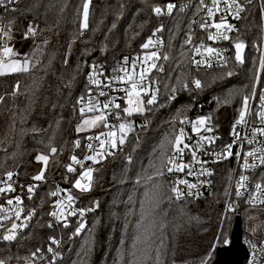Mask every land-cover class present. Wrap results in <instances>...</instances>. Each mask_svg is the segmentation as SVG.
Returning <instances> with one entry per match:
<instances>
[{"label": "trees", "instance_id": "16d2710c", "mask_svg": "<svg viewBox=\"0 0 264 264\" xmlns=\"http://www.w3.org/2000/svg\"><path fill=\"white\" fill-rule=\"evenodd\" d=\"M84 2L16 0L9 8L0 4V28L12 51L30 53L37 41L47 39L34 68L0 76V172L16 173L25 189L41 167L36 159L39 153L55 159L62 156L60 151L66 156L75 151L76 139L82 140L84 134L74 132L73 110L86 92V65L110 64L137 54L156 28L162 29L168 54L164 71L158 74L160 94L126 138L121 153L97 166L100 170L86 191L75 192L80 205L90 209L88 223L79 232L75 227L64 231L63 257L50 263L32 257L56 235L50 228L48 192L51 178H58V168L51 170L50 165L45 180L37 181L31 192L25 190L31 194L25 197L31 217L20 239L0 243V261L210 262L214 248L224 245L230 235L235 216L240 215L243 225L246 214L255 211L261 217V211L249 208L230 191L233 160L214 164L211 192L181 201L171 197L165 163L182 118L207 115L213 131L228 139L244 97L252 93L255 83L257 89L264 86V55L257 73L259 53L252 45L262 36L260 7L250 5L239 26L238 35L248 43L242 67L232 56L226 66L194 71L184 45L190 7H177L163 18L154 14V8L166 0H89L87 27L81 28ZM228 69L235 70L223 72ZM194 78L200 81L199 88L193 86ZM6 96H11L7 108ZM53 147L56 153H50ZM233 203L238 206L230 209ZM249 233L242 232L254 237Z\"/></svg>", "mask_w": 264, "mask_h": 264}, {"label": "built area", "instance_id": "2783aa9c", "mask_svg": "<svg viewBox=\"0 0 264 264\" xmlns=\"http://www.w3.org/2000/svg\"><path fill=\"white\" fill-rule=\"evenodd\" d=\"M16 3V0H3L2 5L4 8L12 7ZM239 5L243 8V11L239 13V18L235 14V7L232 11L227 10V5L224 3L219 4V10L213 7L212 0H166L163 5H157L155 8H160L161 13L154 14L157 17H168L172 14L173 10L177 7H190L192 9V15L189 19L190 29L184 36V45L188 50V61L190 66L194 71L201 70H211L226 66L232 56L234 58V50L232 42L241 37L238 35L239 26L247 13V9L250 5L257 3L261 10L262 16V30L264 32V0H238ZM169 5H173L172 11L168 12ZM213 8V16L209 17L207 8ZM154 8V9H155ZM216 23H220L223 19L227 25H231V30H227L221 27L217 30L214 27H208L207 29H201V23L207 22L211 25L212 20ZM156 28L153 29L150 36L142 44L144 45L148 42L149 38L152 40V45L145 49L141 46L140 51L132 56H123L118 59L113 60L110 64H103L100 62H90L86 65V92L84 95L80 96L76 101L75 106V117L81 118L83 116H95L104 115L108 121V127L101 128L97 131L80 132L78 134H84L83 139L78 137L75 141V146L77 147L75 151L71 152L65 156L67 163L63 164V171H59L57 175L58 178L52 182V188L48 195L51 199L48 215L50 218V228L56 230V235L51 236L46 247L39 249L32 254L33 258L38 257L39 262L50 263L59 260L63 257L65 242L63 239L64 231L68 228L82 229L88 223V213L90 212L88 207L80 205V201L75 194L76 191L84 192L87 190V185L89 180H87L86 175H84L85 169H90L91 171L97 167L100 163L105 162L115 155H119L123 149V144H119V125L125 123L130 127L126 129V135L123 136L124 142L126 138L132 134L139 123V121L144 118L147 112L148 104L147 101L151 98L152 93H155L156 100L160 94L158 74L164 71L165 62L168 58L166 51L165 36L162 30L157 31ZM155 33V35H154ZM212 34L215 39L209 40V34ZM227 36V39L224 38ZM190 38V42L189 41ZM211 47L216 51L209 55L205 49ZM10 49V44L4 37V31L0 28V61L3 63L6 61V56L8 52L5 49ZM199 48V52H197ZM258 52V49L255 48ZM260 52L261 59L259 62V69L262 64L263 52ZM153 52L156 53V58L151 61L145 62V58L150 56ZM125 58H127L125 60ZM194 61H200L199 64ZM206 61V63L204 62ZM151 64H155L156 67L151 68L147 72L145 79L140 81V72L144 71ZM93 65H96V74H93ZM258 69V73H259ZM132 76L133 80L138 84L142 83L143 87L147 90V94L141 91L139 95L133 93L129 97L128 92L132 91L131 82L128 81V77ZM123 77L124 80L121 81L119 78ZM100 81L97 85L93 81ZM196 78L192 79V84L194 87ZM103 92L104 95H100ZM264 94V86L257 89V83H255L252 94L249 98V110L246 112L243 122L240 121V110L237 118L231 123L228 131V139L222 140L221 135L213 131L211 126L208 124L209 116L207 115H191L182 118L178 124V134H180L181 129H183L184 143L189 144V148L185 149L179 157H177V164L183 167V171H176V164L170 165L173 167V171L169 173L167 167L169 166L167 161L168 158L173 156L174 153L171 150L165 163V173L170 183V193L171 197L175 201H181L185 199H196L203 197L206 193L211 192L213 187V169L214 164L225 161L229 159L233 160L234 171L231 179L230 191L234 194L249 208L260 210V231L264 234V194L258 193L255 185L257 183L264 184V164L261 163L259 157H264V136H257L253 143L249 144L248 139H252L253 128L264 127L261 121L257 118V114L264 109L261 108L260 96ZM81 98H83L81 100ZM129 100L132 101V105H135L139 111L132 112L131 115H127L124 112L125 108H130L132 105L129 104ZM79 101V102H78ZM105 103H110L108 109H104L103 105ZM119 104L120 107L116 108L114 105ZM81 109H84L81 112ZM200 119L206 121L207 128L211 131H207L205 127L197 124L199 131L193 130V124H196ZM111 130L117 132V147H111V138L107 136V133ZM239 139L237 138V135ZM100 137V139H97ZM201 137H211L213 142L209 143L207 139H201ZM101 140L105 141L104 146H101ZM91 145V147H89ZM232 145L231 155L226 151V147ZM255 151V157L245 156L248 152ZM237 153L240 157H237ZM76 160L73 161L72 157ZM90 157H96L98 162H95ZM127 159V158H125ZM69 167L73 171H69ZM191 171V175H189ZM8 172H0V188H5L4 192H0V243H10L17 239H20L23 232L26 229L27 223L32 214L31 211L27 210L25 204L26 195H31L25 190L29 187H34L37 181H44L45 178L35 180L34 177L30 182L25 183V189L23 188L22 181L19 179L18 175L13 173L11 180H8ZM12 173V172H11ZM210 173V174H209ZM246 177L247 179L241 181V177ZM80 180L82 187L75 188V181ZM180 181H186V183H180ZM243 183V187L240 184ZM8 184L11 185L13 190H7ZM195 185L193 188H189L188 185ZM174 187L179 188L182 193L179 198L172 191ZM241 193L237 195V191ZM56 192L58 195L53 196L52 193ZM191 193V195H189ZM71 196V201L68 197ZM19 197L22 204L17 205L15 198ZM8 200H13V203L9 205ZM228 205V203H227ZM237 203H233L230 209L236 208ZM21 212V218H16V211ZM55 213V214H53ZM7 217V218H5ZM27 217V218H26ZM18 225L15 229L12 228L13 224ZM251 228L248 227V230ZM67 232V231H65ZM261 233V232H259ZM254 237L242 234V242L247 248L248 256L245 264H264V235L258 236L257 231L255 234L249 233ZM262 234V233H261ZM10 235L11 239H4L5 236ZM49 248L52 250L49 251ZM27 264H35L30 261Z\"/></svg>", "mask_w": 264, "mask_h": 264}, {"label": "snow or ice", "instance_id": "6c2138e0", "mask_svg": "<svg viewBox=\"0 0 264 264\" xmlns=\"http://www.w3.org/2000/svg\"><path fill=\"white\" fill-rule=\"evenodd\" d=\"M9 2L11 3L12 0H9ZM2 3H3V0H0V4H2ZM201 3L203 4V0H201ZM220 3H224V4H226V5H227V10L230 11V12L232 11L233 7H235V14H236L237 18H239V13L243 11V8L239 5L238 0H212V5H213V7H216L217 10H219V4H220ZM88 8H89L88 0H85V3L83 4V16H84V22L81 24V28H86V27H87ZM172 8H173V5H169V7H168V12H169V13L172 11ZM154 11H155V13H157V14H160V13H161V9L158 8V7L155 8ZM207 12H208V14H209V17H212V16H213V8H212V7L207 8ZM200 27H201L202 30H203V29H207L208 27H214V28H216L217 30H219L221 27H224V28H226L227 30H231V25H227V24L224 22L223 19L221 20L220 23H216L215 20L213 19L211 25H209L207 22H205V23H201ZM160 30H162V29H157V31H160ZM29 31H32V29L29 28ZM154 35H155V33H154ZM224 38L227 39V36H224ZM208 39H209V40H213V39H215V37L210 33L209 36H208ZM188 42H190V38H189V41H188ZM151 45H152V40H151V38H149L148 42H146L144 45H142V47L145 48V49H148ZM241 47H242V45H241L240 43H237V44H236V48H237L238 50H239ZM199 50H200V49L197 48V52H199ZM10 51H11V49H7V48L5 49V52H10ZM205 51H206L209 55H211V54H212L213 52H215L216 50L213 49V48H211V47H208V48L205 49ZM153 58H156V53H155V52H153L150 56H147V57L145 58V62H147V61H151V60H153ZM126 59H127V58H125V60H126ZM240 59H241V57H240V54H239V51H238V52H237V60H240ZM194 62L197 63V64L200 63V61H194ZM204 62L206 63V61H204ZM154 67H156V65H155V64H151V65H150L148 68H146L144 71H141V72H140V81H141V82L145 79L147 72H149V71L151 70V68H154ZM4 68H7L9 71H17V70H19V68H18V66H17L16 64L5 65L2 61H0V70H3ZM96 68H97V66H96V65H93V74H92V75H95V74H96V71H95ZM24 70H27V69L25 68ZM119 79H120L121 81L124 80L123 77H120ZM93 82L96 83L97 85L100 84V81H95V80H94ZM126 82H131V89H132V91H129V92H128L129 97H131V96L133 95V93H135L136 95H139L141 91H144L145 94H147V90L143 87L142 83L138 84L136 81L133 80V77H132V76H129V77H128V81H126ZM195 85H196L197 88H199V87H200V81H199V80L195 81ZM17 87H18V86H17ZM100 95H104V93L101 92ZM82 99H83V98H81V100H82ZM260 100H261V108L264 109V94H261V96H260ZM155 101H156V95H155V93H152V96H151V98L147 101V104H148V105H152V104L155 103ZM248 101H249V98H248L247 96H245L244 99H243L244 110L240 112V121H237V123H240V122H243V121H244V118H245L246 112L249 110V103H248ZM78 102H79V101H78ZM129 104L132 105V101H131V100H129ZM110 106H111L110 103H105V104L103 105V108H104V109H108ZM114 106H115L116 108H119V107H120L119 104H115ZM139 110H142V109H138L135 105H132L130 108H125V109H124V112H125L127 115H131L132 112H134V111H139ZM83 111H84V109H81V112H83ZM103 118H104L103 116H97L93 121H91V123L95 124V122H96L97 120H102ZM257 118L261 121V124L264 125V111L259 112V113L257 114ZM84 123H85V124H88L89 121L85 120ZM197 124L200 125V126L205 127V129H206L207 131H211L210 128H207V126H206V121H205L204 119H201V120L197 121L196 124H193V130H194V131H199V128H197ZM106 126H107V125H106ZM129 127H130V126H129V125H126L125 123H121V124L119 125V134H120V136H119V144L122 145V144L124 143L123 136L126 135V129L129 128ZM77 130L80 131L81 129L78 128ZM117 135H118V134H117V132H116L115 130H111V131H109V132L107 133V136H108L109 138H111V141H110V142H111V147H112V148H116V147H117ZM235 135H237V138L239 139L238 134H235ZM258 135H259V136H264V127L253 128V130H252V139H248V143H249V144L253 143V140H255V138H256ZM97 139H100V137H97ZM201 139H207V140L209 141V143L213 142V138H211V137H201ZM104 144H105V141H104V140H101V146H102V147L104 146ZM89 147H91V145H89ZM171 147H172V151H173L174 155L168 158L167 163H168L169 166L167 167V171H168L169 173H171V172L174 170L173 167L170 166V165H173V164H176V168H175L176 171H183V167H184V166H182V165L176 163V161H177V157H179L180 155H182L183 151H184L185 149H188V148L190 147L189 144L184 143L183 129H181L180 134H178V135L175 136V138H174V142H172ZM231 148H232V145H228V146L226 147V151L228 152L229 155H231ZM261 151H264V149H261ZM51 152H52V153H56V152H57V149L53 147V148H51ZM255 156H256V152H255V151H251V152H248V153L246 154L245 159H247V157H255ZM237 157H238V158L240 157V154H239V153H237ZM36 159H37L38 161H44V162L46 163L48 157L45 156V155H38V156L36 157ZM72 159H73V161L76 160L75 157H72ZM90 159H93L95 162H98V161L96 160V157H90ZM259 159L261 160V163L264 164V157H259ZM68 170H69V171H73V169H72L71 167H69ZM159 174H160V175H163L162 172L159 173ZM209 174H210V173H209ZM6 175H7L8 180H11V178H12V176H13V173L8 172ZM42 175H43V173H41V175H38V176L34 177V179H35V180H40V179H42ZM84 175H87V176L89 177V179H91V170H87V171L84 173ZM189 175H191V171H189ZM246 179H247L246 177H243V176L241 177V181H244V180H246ZM180 183H186V181H180ZM243 186H244L243 183H241V184H240V187H243ZM75 187H77V188L82 187V185H81V181H80V180H77V181H76V183H75ZM188 187H189V188H193V187H195V185L189 184ZM255 188H256V190H257L258 193L264 194V184L257 183V184L255 185ZM7 190H13V189L11 188V185H10V184H8V188H7ZM28 190H29V192H31L33 189H32V187H29ZM4 191H5V188H0V192H4ZM172 191L177 195L178 198H179V196L182 194V193L180 192L179 188H177V187H174V188L172 189ZM240 194H241V193H240L239 190H238V191H237V195H240ZM52 195L55 196V195H58V193L53 192ZM189 195H191V193H189ZM68 199H69V201H71V199H72L71 196H69ZM15 202H16L17 205L22 204V201H21V199H20L19 197H16V198H15ZM262 202H264V201H262ZM7 203H8L9 205H11V204L13 203V200H8ZM0 211H3V209H0ZM53 214H55V213H53ZM15 215H16V218H17V219H20V218H21V212H20L19 210L16 211ZM30 215H31V214H29V216H30ZM5 218H7V217H5ZM26 218H27V217H26ZM16 227H18V225H16V224L14 223V224L12 225V228L15 229ZM81 228H83V225H81ZM77 231L79 232L80 229H77ZM11 238H12V237H11L10 235H7V236L4 237V239H6V240H7V239H11ZM51 250H52V249L49 248V251H51Z\"/></svg>", "mask_w": 264, "mask_h": 264}, {"label": "rangeland", "instance_id": "374dc122", "mask_svg": "<svg viewBox=\"0 0 264 264\" xmlns=\"http://www.w3.org/2000/svg\"><path fill=\"white\" fill-rule=\"evenodd\" d=\"M88 3H89V0H88ZM261 21H262V19H261ZM83 22H84V16H83V10H82L81 23H83ZM46 42H47V39L44 36L42 39H40L39 41L36 42L35 48L30 53H26L24 55L23 54L20 55L19 53L11 50L10 52H8V54L6 56V61L4 62V64L5 65L16 64L18 66V68H19V70H17V71H25L24 70L25 68L27 70L34 68L37 65L39 59L41 58L42 49H43V46L46 44ZM252 45H253V51H255L254 47L258 49L259 62H260V59H261L260 52L262 51V49H264V32H263V30H262L261 40H256ZM263 55H264V53H263ZM262 61H263V58H262ZM258 69H259V63H258ZM234 70L235 69H228V70L223 71V72H225L226 74H229V73H232ZM17 71H9L7 68H4L3 70H0V76H6V75H8L10 73L17 72ZM257 73H258V70H257ZM252 92H253V90H252ZM250 95H248L247 97H249ZM6 97H7V99H5V103H6V108H7V107L10 106L11 96H6ZM243 108H244V106H242L241 110H243ZM75 115H76V113H75ZM97 116H103L104 118L102 120H97L95 122V124L91 123V121H93ZM76 119L78 121L76 120L74 122V132H75V134H78L80 132L97 131V130H99L101 128L108 127V121L106 120L105 116L104 115H101V114L95 115V116H83V117H81L79 119L78 118H76ZM85 120L89 121V123L88 124H85L84 123ZM78 128H80L81 130L78 131L77 130ZM177 135H178V133H177ZM50 153H52V152H50ZM60 153H61L60 155H62V156H59L58 155L59 157L58 158H55V159L54 158H51L47 153H43V152L39 153L38 155H45V156L48 157V159H47V162L46 163L44 161H39L41 163V167L39 169V172H38L37 176L38 175H41V173L44 174V172L46 171V169L49 168L50 165H51V170L52 169L55 170L56 168H58V170H57L58 172L59 171H63V168H64L63 167V164L64 163H67L66 160H65L66 154L63 153V152H61V151H60ZM61 166H62V169H60ZM87 170H90V169H85L84 173ZM99 170H100L99 167H95L91 171V179H89V177L86 175L87 180H89V184L86 186L87 188H89L91 186L92 180L95 178V174L98 173ZM49 175L51 177H53V173L52 172L49 173ZM59 175H61V174H59ZM59 175H57V176H59ZM52 180L54 181L55 178H53V179L51 178V181ZM75 183H76V181H75ZM51 184H52V182H51ZM74 187H75V184H74ZM75 188H77V187H75ZM227 206L228 205L226 203V207ZM242 221H243V225H242V230L243 231L245 230L247 232H250L252 234H255V230L254 229H256L258 236L259 235L260 236H263L264 235L263 232L260 231V229H259L260 228V222L261 221L259 220V216H258V214H256L255 211L252 212V213L246 214V216H244V219L242 218ZM248 227L251 228V229L248 230ZM259 232H261L262 234L259 233ZM228 240H229V235L227 236V238H225L224 245L228 243ZM0 264H11V263H7V262L0 261ZM13 264H19V263L16 262V263H13Z\"/></svg>", "mask_w": 264, "mask_h": 264}, {"label": "water", "instance_id": "95a60500", "mask_svg": "<svg viewBox=\"0 0 264 264\" xmlns=\"http://www.w3.org/2000/svg\"><path fill=\"white\" fill-rule=\"evenodd\" d=\"M240 43L242 47L238 50L236 44ZM234 50V62L242 67L245 61V53L248 43L243 37H238L232 42ZM239 51L240 60H237V52ZM75 116V110H73ZM78 121V120H77ZM242 222L240 215H236L233 221L228 243L215 247L212 251L214 257L212 261L204 264H245L248 256L247 248L242 242Z\"/></svg>", "mask_w": 264, "mask_h": 264}]
</instances>
